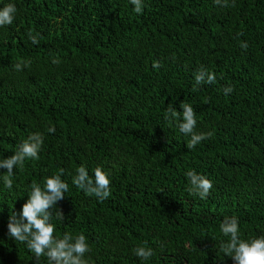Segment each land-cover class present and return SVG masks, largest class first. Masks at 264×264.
<instances>
[{"label": "trees", "instance_id": "trees-1", "mask_svg": "<svg viewBox=\"0 0 264 264\" xmlns=\"http://www.w3.org/2000/svg\"><path fill=\"white\" fill-rule=\"evenodd\" d=\"M8 3L17 12L0 27V159L34 132L44 143L38 160L15 170L11 191L0 180V264H47L7 224L30 184L61 168L69 190L55 235L83 233L88 264H234L219 250L226 216L238 218L242 239L264 236V0H143L141 14L129 0L0 8ZM18 62L27 66L17 71ZM201 68L216 82L194 90ZM182 102L195 110L196 131L212 133L191 150L165 119ZM81 165L108 173L107 199L72 183ZM189 170L212 181L206 199L188 192ZM141 246L153 250L148 260L134 255Z\"/></svg>", "mask_w": 264, "mask_h": 264}, {"label": "clouds", "instance_id": "clouds-1", "mask_svg": "<svg viewBox=\"0 0 264 264\" xmlns=\"http://www.w3.org/2000/svg\"><path fill=\"white\" fill-rule=\"evenodd\" d=\"M129 2L134 6L135 13H142L143 0H129ZM214 3L221 7L229 6L228 0H214ZM16 12V6L13 3L0 8V27L11 25ZM28 38L33 44L39 43L37 35L31 31L28 33ZM240 47L246 50L247 42H242ZM56 62L53 61V63ZM25 66H27L25 62H18L14 68L20 71ZM152 66L154 69H159L162 65L154 61ZM194 80L195 90L196 86L215 83L216 75L201 68L195 73ZM232 91L231 86L224 89L226 95ZM180 107L183 109L182 112L170 106L165 112V119L170 122L177 121L179 131L190 137L186 142V147L191 150L201 141L211 137L212 133H198L194 108L183 102ZM47 131L55 133V128L49 127ZM43 143L44 135L34 132L17 146L12 155L0 159V169L6 170L2 172L0 180L6 189L12 190L13 177L17 168L23 169L26 160L40 158L39 153ZM63 175L64 170L61 168L56 174L46 177L42 185L35 181L30 184L27 191L28 199L22 205L20 212H12L9 217L8 236L25 244L37 261L45 257L47 264H88L85 255L91 251V248L83 233L74 235L71 232H65L61 237L55 235L56 227L52 220L55 218L64 221V213L57 205L59 201L65 199V194L69 190L68 183L62 179ZM185 175L190 185L188 192L200 199H206L213 187L212 181L194 170L187 171ZM72 183L86 195L93 196L100 201L111 195V180L108 173L100 167L95 168L94 175L90 176L85 166H79L76 169V175L72 178ZM219 230L224 237L228 238L220 242L219 250L224 256L230 257L234 264H264V236L242 239L239 220L236 216H226ZM133 252L141 260H148L153 255L151 248L143 246L136 247Z\"/></svg>", "mask_w": 264, "mask_h": 264}]
</instances>
